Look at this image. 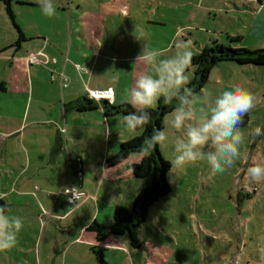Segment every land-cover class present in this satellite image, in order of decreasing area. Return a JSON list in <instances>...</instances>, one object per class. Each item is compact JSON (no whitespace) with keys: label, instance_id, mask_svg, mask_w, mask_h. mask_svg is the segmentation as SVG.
Instances as JSON below:
<instances>
[{"label":"rangeland","instance_id":"obj_1","mask_svg":"<svg viewBox=\"0 0 264 264\" xmlns=\"http://www.w3.org/2000/svg\"><path fill=\"white\" fill-rule=\"evenodd\" d=\"M87 1L89 5L94 4L96 7L100 2V0ZM130 1L132 10L130 21L125 19L121 29L118 19H107L101 27L100 43L97 44V48L102 41L104 51H110L115 56H120L126 54L128 46L142 48L145 43L149 47L158 49L162 54L161 58H165L174 54V41L180 39L189 44L194 55L200 52L204 46H211L214 40L230 44L228 34L242 35L243 37L241 41H234L233 45L252 49L264 48V36L257 35L254 31L257 27L259 31L264 32V16L259 15L257 18L256 10L253 7L258 6L256 1H252L254 4L250 3V0ZM87 8L89 7L87 6ZM156 9H158L157 15ZM4 11L6 22L11 26L12 21L7 11L5 9ZM30 11V9L20 11L19 16L27 34L36 33L39 27L42 32L47 31L50 23L42 18L38 19L36 26L31 14L33 12ZM73 21L75 23V17H73ZM253 24H255L254 33H251ZM133 25L135 26L134 30L132 29ZM110 28L120 29V35L117 32L114 37L110 36ZM7 29L4 27L6 33L1 37L5 41L12 38L10 29L16 33V30L11 27ZM79 29L82 30L81 27ZM140 33L144 35L143 42L136 38V35ZM30 41H32L30 43H35L34 40ZM83 41L84 39L80 43L84 46L83 50L86 53ZM25 52L22 50V53ZM99 63L94 82L108 80V84H115L117 87L116 104L130 103L129 90L143 71L136 69L140 64L121 60H117L115 64L112 62L109 64L108 60ZM147 70L144 69V72ZM195 70L196 67L191 65L189 69L190 81L196 74ZM103 72L105 74H102ZM96 86L99 87V83ZM231 87L243 88L258 99L257 106L248 113V124L241 126L245 142L241 145L240 158L232 168L222 174H217L212 181L206 180L209 168L205 161H197L181 171L175 183L170 182L167 175L172 190L150 207L148 217L142 223L138 235L141 246L133 247L127 234H111L107 243L116 244L115 242L118 241L122 244H116V247L106 251V259L109 264H264V258H262L264 253L261 252V249H264V182L254 184L247 178L248 167L253 163L264 164V134L251 135L257 127H260L264 132V67L239 64L232 60L221 61L211 71L210 78L204 88L196 95H215ZM45 88L50 91L48 84L45 85ZM158 103L154 108L158 107ZM20 107L21 103L19 102L17 108ZM170 114L171 112L165 116V125ZM122 117V114H118L114 118L117 119L116 125L122 127L123 141L141 133L140 130L129 133L121 122ZM164 130L167 131L169 139L166 146L160 147V149L164 157L171 161L175 155V140L183 133L165 126ZM40 135L43 136L41 133ZM45 136L43 147H47ZM94 146H98V144H94ZM119 147L120 143L113 139L109 147V154L114 155ZM92 150L95 152V154L93 153L95 157H98L99 149L92 148ZM88 154L86 152L85 156L89 157ZM142 156L141 153H132L127 162L125 161L113 169L117 172L128 170L131 172L129 163L138 162ZM18 159L19 157H17ZM17 164L19 163L14 162L13 165ZM57 169L56 166L54 174L57 173ZM92 171L96 172V169L94 168ZM97 171L99 173V169ZM76 172V168L72 166L69 176L78 181L79 177ZM41 173L54 177L48 164L42 168ZM63 177L65 178V175ZM133 179V183L144 184L145 187L152 183V176L146 178L134 176ZM129 185L130 182L123 184L119 189L124 203L128 201ZM1 189L5 190L6 188L0 182ZM6 200L11 201L12 199L7 198ZM132 206L128 209L132 210ZM66 209L70 210L69 207ZM19 211V208L15 207L9 215L24 217V227L18 234L16 246L11 250L0 252V264L35 263L29 249L32 248L30 237L35 234L36 224L29 219L30 217L26 213L20 214ZM89 214L90 211L83 208L73 216L78 215L76 218L81 216V221L86 224ZM89 232L88 235H91L92 233ZM111 237L115 238L111 239ZM36 255L40 261L39 248ZM5 257L6 259H4ZM83 258L90 264H100L92 251H90V258L86 254H83Z\"/></svg>","mask_w":264,"mask_h":264},{"label":"crops","instance_id":"obj_2","mask_svg":"<svg viewBox=\"0 0 264 264\" xmlns=\"http://www.w3.org/2000/svg\"><path fill=\"white\" fill-rule=\"evenodd\" d=\"M250 1L258 3V6H253L257 18L259 15L264 16V0ZM53 3L57 14L47 17L42 14L36 0H11L15 19L26 36V40L17 46L18 31L13 22L11 26L6 22V5L0 0V182L6 188L1 189L0 194L12 199L7 200L11 205L9 214L18 207L20 214L26 213L36 224L35 234L30 237L32 248L29 249L34 264H90L84 260L83 254L90 258L93 245L107 247L108 250L122 243H107L109 237L98 243L95 234L87 230L88 225L94 220L107 225L113 223L115 207L132 206L136 194L145 185L133 183L134 175L129 170L117 172L113 169L116 166L108 165V158L113 156L109 154L113 139L118 143L123 141L122 127L116 125L115 116H106L101 105L95 110L81 111L70 103L89 96V90L95 89H112V102L116 103L115 84H108V80L94 82L99 62L103 60H108L109 64H115L117 60L140 64L136 68L143 70L140 75L147 66L136 63L141 47L128 46L126 54L120 56L104 51L102 41L97 48L101 27L107 19H118L121 29L125 19L130 21V0H100L98 7L89 5L87 0H53ZM25 9L33 12L31 14L36 26L38 19L43 18L50 23L49 29L42 32L39 27L36 33L27 34L19 20L20 11ZM4 27L16 30L13 33L10 29L11 40L1 39L6 33ZM254 27L255 24L251 26V33H254ZM119 30L110 28V36L114 37L117 32L120 35ZM254 31L264 36V32L257 27ZM82 39L86 53L80 43ZM30 40L35 43H30ZM22 50L27 53H22ZM37 52L55 57L57 61L30 64L27 56ZM65 81L66 85L63 84ZM98 83L99 87L96 86ZM46 84L50 91L46 90ZM19 102L21 107L17 108ZM106 125L111 128L110 133L106 131ZM44 136L47 138V147H43ZM58 139L61 140L59 149ZM92 148L99 149L98 157H95ZM86 152L89 157L85 156ZM53 154L55 156L52 157ZM14 162L19 164L14 166ZM131 163L135 162L129 165ZM47 164L54 177L41 173ZM56 166L58 169L54 174ZM72 166L76 168L78 181L69 176ZM94 168L96 172L92 171ZM129 182L128 201L124 203L119 189ZM72 187H79L85 193L73 205L69 202L67 192ZM83 208L90 211L86 224L81 221V216H73ZM88 232L92 234L88 235ZM38 248L40 261L36 255Z\"/></svg>","mask_w":264,"mask_h":264},{"label":"clouds","instance_id":"obj_3","mask_svg":"<svg viewBox=\"0 0 264 264\" xmlns=\"http://www.w3.org/2000/svg\"><path fill=\"white\" fill-rule=\"evenodd\" d=\"M36 2L43 15L54 17L57 14L53 0ZM136 38L143 42V33L136 35ZM174 48L173 55L161 58L158 49L143 43L136 63H143L148 70L135 79L129 90L133 111L124 115L121 122L129 133H135L150 123L151 113L148 109L154 108L161 98L165 103L175 101L165 127L183 135L175 140L169 180L175 183L181 171L197 161H205L209 168L206 180L212 181L217 174L232 168L240 158L241 145L245 142L241 125L244 117L257 106L258 99L240 87L227 88L215 95L197 96L188 87L193 58L189 44L177 39ZM106 131L111 132L108 125ZM262 134L264 132L260 127L251 133L253 136ZM168 139L166 130L154 128L145 141L142 154L150 156L153 148H163ZM247 178L254 184L264 182V164L253 163L248 167ZM0 200L5 201V205L0 206V252H4L16 246L24 223L21 216L9 215L6 194H0ZM261 252L264 253V249Z\"/></svg>","mask_w":264,"mask_h":264},{"label":"trees","instance_id":"obj_4","mask_svg":"<svg viewBox=\"0 0 264 264\" xmlns=\"http://www.w3.org/2000/svg\"><path fill=\"white\" fill-rule=\"evenodd\" d=\"M6 5V11L10 16L11 21L18 31V40L15 45L19 46L26 40L25 33L18 25L15 14L11 6V0H3ZM230 44L219 43L214 40L211 46H204L200 52L193 55L192 64L196 67V74L188 84V87L193 90L195 94L199 93L210 78V73L214 67L221 61L232 60L239 64H253L264 66V48H248L245 46L233 45L234 41H241V35H229ZM78 110H95L102 106L103 112L106 116L112 117L122 114L123 116L133 111L130 103L125 102L116 104L110 99L96 100L89 96H84L75 102L70 103ZM175 107V101L172 103H165L163 98L159 100L158 107L148 109L151 113L150 123L137 136L122 141L118 151L108 158L109 166H117L131 156L132 153H141L145 141L151 136L154 128L163 129L165 126V116L172 112ZM249 121V114L244 117V122L241 126L247 125ZM61 146V140L58 139L57 148ZM143 155V154H142ZM170 161L167 160L160 146L152 149L150 156H142L139 162L131 163L129 168L132 174L138 178H146L152 176V183L143 188L135 197L132 210L124 206H116L114 210V222L111 224H104L97 220L91 222L87 230L95 234L98 243L104 242L111 234L114 235H129L131 245L133 247H140L141 243L138 239L140 227L146 221L150 207L158 200L165 197L172 190L171 183L168 180V172L170 169ZM5 205L4 200H0V206ZM9 209L11 207L10 204ZM92 252L97 257L100 264H109L106 259L107 248L100 245H93Z\"/></svg>","mask_w":264,"mask_h":264},{"label":"built area","instance_id":"obj_5","mask_svg":"<svg viewBox=\"0 0 264 264\" xmlns=\"http://www.w3.org/2000/svg\"><path fill=\"white\" fill-rule=\"evenodd\" d=\"M28 62L30 64H36V63H44L47 64L49 62H56L57 59L55 57L50 58L46 53L43 52H37V53H30L27 56ZM64 85H66V81L63 82ZM113 94L114 91L112 89L107 90H89V97L96 100L101 99H110L113 100ZM69 193V202L73 205L80 201V199L85 196V193L79 189L78 187H72L71 189L67 190Z\"/></svg>","mask_w":264,"mask_h":264}]
</instances>
